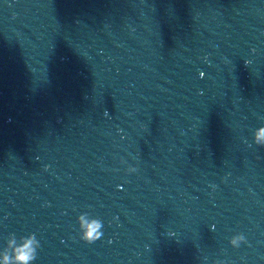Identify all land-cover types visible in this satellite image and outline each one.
<instances>
[{
	"label": "water",
	"instance_id": "water-1",
	"mask_svg": "<svg viewBox=\"0 0 264 264\" xmlns=\"http://www.w3.org/2000/svg\"><path fill=\"white\" fill-rule=\"evenodd\" d=\"M261 131L264 0H0V259L264 264Z\"/></svg>",
	"mask_w": 264,
	"mask_h": 264
},
{
	"label": "clouds",
	"instance_id": "clouds-1",
	"mask_svg": "<svg viewBox=\"0 0 264 264\" xmlns=\"http://www.w3.org/2000/svg\"><path fill=\"white\" fill-rule=\"evenodd\" d=\"M260 137H264V131H261ZM256 143L257 146H264L259 138ZM77 221L80 232L79 238L85 243L92 244L103 236L102 228L104 225L99 218H92L88 213H82L78 216ZM245 241V236L240 234L232 237L229 243L234 248H238ZM9 244L12 246L11 255L5 252L3 258L0 259V264H33V261L36 260L40 242L35 234L21 236L19 243L13 239L9 241Z\"/></svg>",
	"mask_w": 264,
	"mask_h": 264
}]
</instances>
